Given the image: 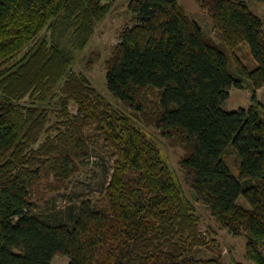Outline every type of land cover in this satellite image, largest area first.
Listing matches in <instances>:
<instances>
[{"label": "trees", "instance_id": "16d2710c", "mask_svg": "<svg viewBox=\"0 0 264 264\" xmlns=\"http://www.w3.org/2000/svg\"><path fill=\"white\" fill-rule=\"evenodd\" d=\"M197 1L229 51L246 43L256 60L247 68L231 57L252 82L247 108H224L242 80L178 0L129 1L134 23L104 62L108 92L128 112L71 68L114 0H0V264H51L56 255L68 264H241L225 263L216 228L243 236L246 256L264 264L263 23L245 0ZM89 122L115 150L105 194L68 206L67 219H46L35 203L66 191L90 157ZM161 139L182 149L191 197ZM192 198L210 215L214 256L191 254L206 243Z\"/></svg>", "mask_w": 264, "mask_h": 264}, {"label": "rangeland", "instance_id": "374dc122", "mask_svg": "<svg viewBox=\"0 0 264 264\" xmlns=\"http://www.w3.org/2000/svg\"><path fill=\"white\" fill-rule=\"evenodd\" d=\"M130 0H114L111 10L106 17L97 24L95 34L85 48L79 53L78 59L72 65V70L82 72L88 76L92 85L98 89L106 98L113 102L120 111L128 110L119 102L112 99L106 87V70L104 62L109 57L112 47L119 41L120 31L134 23V12L129 8ZM250 9L256 13L262 20L264 29V2L262 0H245ZM185 11L201 25L203 30L212 37L219 48L226 54L229 63V72L236 78L242 80V87H232L229 90V96L224 102L226 110H235L240 107L247 108L251 104L252 82L245 77H239L233 67L231 57L235 55L247 68L256 66V60L252 57L249 47L246 43L239 45L233 51L226 47L220 32L212 27V22L206 13V10L197 0H178ZM91 61V62H90ZM256 98L264 106V85L256 90ZM147 102L153 101L147 97ZM150 106V105H149ZM70 112H78V105L71 102ZM151 132L155 130L149 127ZM85 135L91 148L89 158L80 162V171L69 180L68 189L58 192H48L43 201H36L34 210L40 213L46 219H67L68 206H74L84 200H90L96 205L105 194V189L109 184L113 172L115 161L114 147L105 140L104 134L97 127L95 122H89L84 127ZM163 144L162 151L172 166L177 169L181 184L186 193L189 192L190 185L188 177L179 169L178 161L182 154L179 145H175L169 140L161 139ZM226 163L233 174H238V159L233 151H230ZM191 197V195L188 193ZM197 206V213L200 216L199 230L205 237V244L192 249L191 254L196 257H211L215 255V249L212 246V235L208 231V220L211 219L209 213L202 208L201 199H193ZM238 203L247 205L243 198L238 199ZM217 235L214 237L220 245L221 256L225 263H229L231 256L241 264H254L246 256L245 238L241 235H233L224 229H217ZM69 258L64 255L53 257L51 264H68Z\"/></svg>", "mask_w": 264, "mask_h": 264}]
</instances>
